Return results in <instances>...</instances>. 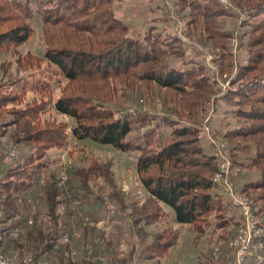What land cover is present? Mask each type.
Returning <instances> with one entry per match:
<instances>
[{"label": "trees", "instance_id": "1", "mask_svg": "<svg viewBox=\"0 0 264 264\" xmlns=\"http://www.w3.org/2000/svg\"><path fill=\"white\" fill-rule=\"evenodd\" d=\"M122 1L0 0V52L15 53L25 45L34 33L32 21L36 16L41 19L45 41L42 56L31 52L17 54L16 72L7 75L9 84L16 86L23 76L35 71L58 72L64 78L56 98L49 86L40 90L41 98L32 100L18 88L0 93V141L7 138L15 146L32 148L14 166L2 167L0 161L4 225L0 230L4 244L16 240L9 235L21 228L15 219L19 215V197L32 193L31 189L43 179L49 230H31L35 218L34 225H28L26 218L27 245L12 242L17 250L33 245L32 255L36 258L51 260L53 256L59 263L77 264L66 255L69 245L58 248L65 227L60 228L64 223L60 206L77 189L104 203L106 196L96 194L91 184L102 179L110 188L111 199L121 203L108 163L94 162L86 168L69 170L80 185L74 187L68 180L64 190L58 187L55 175L48 174L45 156L52 149L63 148L71 139L139 153L136 173L146 190L145 202L135 219L140 229L162 220L166 215L164 206L173 209L177 223L189 224L198 233L211 226L213 217L217 227L235 225L238 229L239 215L238 219L227 216L229 208L218 192L220 185L214 182L218 160L203 143L202 128L210 123V119L206 121L208 106L219 101L228 107L236 127L221 131L212 126L210 136L228 141L229 157L235 166L259 173L246 182L241 192L264 202V0H234L245 14L238 36L239 47L247 54L245 62L235 61L236 55L229 47L235 31L221 26L228 12L218 0L175 2L179 10L188 9L183 16L189 30L187 36L192 31L196 35L199 30L200 43L214 47L217 73L229 83L224 91L207 65L187 57V45L177 34L154 24L144 30H132L117 15L116 4ZM173 60H181L182 66L171 64ZM2 70L8 73L5 63L0 66ZM119 94L125 100L136 95L140 103L159 102L165 112L159 118L145 108L132 109L131 113L119 110L124 105ZM50 109L71 118L73 123L45 117ZM164 128L169 131L163 132ZM136 132L142 135H134ZM178 235V231L165 227L139 257L155 258L160 264ZM106 242L113 246V241ZM3 249L6 251L5 246ZM114 250L112 264L133 261L134 250ZM80 264L100 262L86 257Z\"/></svg>", "mask_w": 264, "mask_h": 264}, {"label": "rangeland", "instance_id": "2", "mask_svg": "<svg viewBox=\"0 0 264 264\" xmlns=\"http://www.w3.org/2000/svg\"><path fill=\"white\" fill-rule=\"evenodd\" d=\"M177 0H123L121 3L116 4L117 15L130 25L132 30H144L149 25L155 26L173 32L181 37L182 41L187 45V57L203 63L208 66L210 72L216 76L219 85L224 84L221 90H225L228 82L217 73V64L213 62L215 55L212 44L203 46L200 43V31L196 30V35L189 32L186 19L183 17L188 13V9L179 10L175 4ZM228 15L221 20V26L226 30L235 31L236 37L229 43V47L236 55L237 62H245L247 59L246 52L239 47L240 36L242 29L239 27L240 23L244 20L245 14L240 11V8L234 0H228L231 7L226 8L220 0H218ZM34 33L30 40L23 46L19 47L14 53L13 51L3 50L0 52V66L5 63L8 66V73L4 74L3 70L0 71V93H8L12 89L18 88L27 92L28 100L33 98H41L42 93L40 90L46 89L47 86L54 91L53 95L56 98L64 83V78L58 72L35 71L29 76H23L18 84L10 85L7 75L15 73L17 68V54L24 55L27 52L42 56L45 50V41L43 37L42 22L39 17L32 21ZM199 33V34H198ZM195 36V40H191ZM220 53L219 51H217ZM217 57V56H216ZM175 66H182L181 60H173ZM11 86V87H10ZM42 92V91H41ZM136 95H131L129 99L125 100L119 94V101L124 105L119 110H127L131 113L132 109L145 108L150 112L156 114L159 118L164 114L162 105L156 103H140ZM228 107L223 102L219 101L216 105L208 106V116L206 121L210 119L209 125L204 126L202 130L205 132V139L203 143L207 147L208 152L213 153L215 145L212 140L216 137L210 136L213 133L212 126L218 130L225 131L236 127V122ZM47 118H56L57 120H65L70 124L73 120L69 117L57 114L53 109H50L45 115ZM168 128H164L163 132H168ZM136 136L142 135V132L134 133ZM209 135V136H207ZM207 136V138H206ZM218 142H228L221 140L217 136ZM0 161L2 167L6 164L14 166L18 160L28 155L31 147L28 146H15L9 142L7 138H1L0 141ZM214 148L211 149V145ZM210 145V146H209ZM10 149L18 151V157L13 161H7L6 155ZM230 145L227 146L229 155ZM139 153L137 151L124 152L111 145H102L94 141H75L71 139L69 143L63 148L52 149L46 154V162L48 164V174L53 173L58 180V187L61 190L68 186V180L74 187L80 185L79 179L71 176L69 170L75 168H86L94 162H104L111 166L112 176L114 178L116 189L121 194V203L111 199L109 195L110 188L102 179L92 181V186L96 194H103L106 196V201L99 202L94 198H90L78 189L72 193L69 201L60 206V212L63 214L64 223H61L60 228H63V234L80 233V237L72 241V247L79 252V256L83 259L90 258L91 260L98 261L100 264H112L113 253L119 247L121 250L130 251L134 250L135 255L133 261L129 264H157L155 258L147 260L140 258V252L155 239L156 233L160 232L165 227L172 228L179 232V237L176 243L169 249L164 257L161 258L160 264H231L232 257L227 247V242L236 232V226L231 225L226 228L217 227V220L212 218L211 226L206 229L204 233L194 231L193 227L189 224L177 223L174 219L173 209L164 206L166 215L157 223L142 225L141 229L136 225L135 219L139 215V209L145 202L146 190L142 186L138 175L136 173V162ZM244 157V155H241ZM233 167L240 170L239 176L235 180L237 190L242 191L246 182L254 180L258 177V172L252 169L241 170L235 166L232 158L229 157ZM219 164V160L218 163ZM68 170V177L66 181L59 182V178L63 171ZM69 178V179H68ZM61 180V179H60ZM37 188L33 187L32 193H26V196L19 197L18 210L19 215L16 216V221L19 222V227L24 229L23 236L20 239L12 240L16 244L26 243V233L29 228L25 225L26 218H35L36 224L31 228H42L49 230L50 222L47 217V203L43 194L44 183L43 179L39 180ZM218 192L229 208L228 217L238 219V213L235 206L230 202V198L221 186ZM244 194V193H243ZM248 196V195H246ZM249 197V196H248ZM251 198V197H250ZM253 199V198H252ZM259 207V216L264 218V202L253 199ZM3 211L0 201V228L2 224ZM95 226V227H92ZM98 226L108 227L106 230H101ZM104 236L101 237V233ZM25 234V236H24ZM113 241V246L106 240ZM5 241V250L7 252H20V253H33L31 249L33 245L25 247L24 250H17L14 243ZM67 251V250H66ZM48 260L51 264H60L53 256ZM43 259V258H42ZM80 262H77V264Z\"/></svg>", "mask_w": 264, "mask_h": 264}, {"label": "built area", "instance_id": "3", "mask_svg": "<svg viewBox=\"0 0 264 264\" xmlns=\"http://www.w3.org/2000/svg\"><path fill=\"white\" fill-rule=\"evenodd\" d=\"M222 4L229 8L231 3L228 0H220ZM224 86V84H220ZM215 145L213 155L219 160L218 171L214 176V182L222 186L227 192L231 203L235 206L240 217L241 224L232 237L227 242V247L231 253V264H264V218L259 216V207L254 200L239 190L235 185V180L239 176L240 170L233 167L227 151V143L212 140ZM18 157V151L10 149L6 155L7 161H13ZM68 177V172L63 171L60 179L64 182ZM33 217L28 218L27 224L34 225ZM101 230L108 232V227L98 226ZM23 235V230L17 228L11 231L9 237L18 239ZM80 237V233L63 234L58 240V248L69 245L70 250L66 255L73 261L81 262L82 257L79 252L72 247V241ZM3 235L0 230V264H51L47 259L36 258L32 253L7 252L2 247ZM66 264V263H60Z\"/></svg>", "mask_w": 264, "mask_h": 264}]
</instances>
